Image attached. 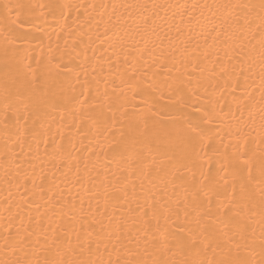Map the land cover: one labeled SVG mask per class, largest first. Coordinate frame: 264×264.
Masks as SVG:
<instances>
[{
	"label": "bare ground",
	"instance_id": "1",
	"mask_svg": "<svg viewBox=\"0 0 264 264\" xmlns=\"http://www.w3.org/2000/svg\"><path fill=\"white\" fill-rule=\"evenodd\" d=\"M259 2L0 0V21L5 5L45 6L22 10L35 22L16 29L22 40L0 31V264H180L194 257L166 237L195 229L209 199L214 217L229 206L221 222L234 243L199 258L264 264V13L243 7ZM164 83L192 107L157 100L149 85ZM38 100L46 112L25 122V105L32 111ZM182 117L202 129L194 150L153 134L154 125L186 124ZM145 119L147 179L118 155L129 123L140 130ZM69 201L75 221L62 216ZM121 218L122 232L110 236Z\"/></svg>",
	"mask_w": 264,
	"mask_h": 264
},
{
	"label": "snow or ice",
	"instance_id": "2",
	"mask_svg": "<svg viewBox=\"0 0 264 264\" xmlns=\"http://www.w3.org/2000/svg\"><path fill=\"white\" fill-rule=\"evenodd\" d=\"M44 7L45 6L43 5L33 6V5H25L23 3L17 4L15 6L5 5L6 9H11V11L6 12V15L3 18V20L0 21V23L3 24V28L0 29V31H4L7 33L5 39L8 42H14L25 38L26 33L18 32L16 31V29L29 26L30 23L34 25L35 22H29L24 19H21V16L23 15L22 10L24 8L43 9ZM243 7L250 9L258 7L260 9V12L264 13V0H260L259 5H244ZM13 15H15V18H13ZM41 15H44L43 11H41ZM261 20L264 21V15L261 16ZM144 41H145V37L141 36L140 41H137V43ZM13 51H18V49H13ZM8 53H9V49L5 47L4 56L7 57ZM260 55L262 62H264V39H262L261 41ZM193 70L195 71V68ZM201 71H203V69H201ZM36 84L37 82L35 80L31 82L32 87H35ZM180 84H182V81L176 85L175 91L177 93H179L180 91ZM149 88L151 92L155 94V98L157 100H163L166 102V104L175 102V103H179L181 107H192L191 105L185 104L182 98L179 101L173 99L174 89H173V84L171 83H164L161 86H155L150 84ZM165 91H167L168 93L167 96L164 95ZM7 92H8V87L6 82L5 83L6 97H7ZM192 95L196 96V93L192 92ZM196 98L199 99L198 96ZM144 103L149 104L151 102L145 100ZM47 107H48L47 102L42 100H38L35 102L32 111H29L28 105H25V109H24L26 112V116L24 117L25 122H27V119L29 118L40 119L42 117V114L46 112ZM148 111L153 115L156 114L153 107H149ZM182 119L187 120V123L184 125H173L170 128L158 127L154 125L153 134L162 135L168 139L176 138L178 140L187 141L192 145L194 150V142L202 136V129L198 123H192L191 120H188L186 117H182ZM204 122H210V121H208L207 117H205ZM128 127H129V132L132 134V136L119 149L118 155L120 158L121 166L122 167L126 166L129 169L141 168V175L145 179H147L148 172L144 171L141 166L143 165L150 168L151 165L144 160V154L139 147V140L141 137H144L148 134L149 131L148 121L146 119L143 121L142 129L140 130H137V128L132 123H129ZM185 128L187 129L186 132L184 131ZM121 135H123V133H121ZM152 163H154V157ZM259 172H260L261 182L264 183V159H262L259 162ZM227 182H228L227 179H225V183ZM251 183H252L251 169H248V175L246 178L242 180L241 183V192L244 193L246 184H251ZM141 188L143 189V184L141 185ZM133 191L135 192V189H133ZM125 195H127L126 191H125ZM260 195L262 202H264V190L261 191ZM228 207H229L228 205H221L214 217L211 214L212 207H211V200L209 199L207 201V210L200 211L198 213V216L195 221L196 223L195 229L189 230L187 233L184 234V236H178L175 233H173L170 236L166 237V239H171L177 248L182 250H187V252L194 257L191 259H185L181 261L180 264H243V262L240 261L239 259H232L229 258V256L227 255H224L220 259H214V260L199 258L201 251L206 253L208 249L211 248L212 251L215 252L218 248H222V245H231L234 243L231 240V238L228 237V233L225 231L227 224L221 222V218L225 217L227 214ZM75 208L76 205L73 202L71 201L67 202L66 206L61 208L62 216H66L68 218V221H75L77 219ZM81 209H83V204H81ZM235 214L238 215V213ZM109 223L111 225L112 223H114V221L110 220ZM126 223L127 221L121 218L119 222H116V227L109 232V235L111 236L113 232L115 233L122 232L121 225ZM30 235H36L37 242H39L38 234L30 233ZM225 237H227V239H225ZM262 242H264V240H262ZM21 243H23V241H21ZM198 244L204 245L203 249L199 248ZM213 244L215 245L214 247ZM230 250L231 249L229 248V251ZM61 264H63V262H61ZM67 264H103V262L92 260L90 258L89 259L80 258L77 260L68 261ZM124 264H145V262L141 260H125ZM153 264H158V262L153 261Z\"/></svg>",
	"mask_w": 264,
	"mask_h": 264
}]
</instances>
